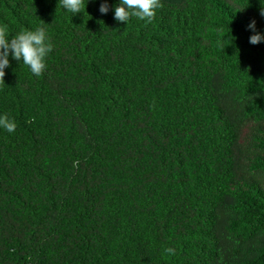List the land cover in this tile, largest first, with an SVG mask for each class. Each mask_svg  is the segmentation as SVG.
Masks as SVG:
<instances>
[{
	"label": "trees",
	"instance_id": "1",
	"mask_svg": "<svg viewBox=\"0 0 264 264\" xmlns=\"http://www.w3.org/2000/svg\"><path fill=\"white\" fill-rule=\"evenodd\" d=\"M160 2L0 0L53 46L0 84V264H264V0Z\"/></svg>",
	"mask_w": 264,
	"mask_h": 264
},
{
	"label": "clouds",
	"instance_id": "2",
	"mask_svg": "<svg viewBox=\"0 0 264 264\" xmlns=\"http://www.w3.org/2000/svg\"><path fill=\"white\" fill-rule=\"evenodd\" d=\"M59 4L74 14L81 12L85 7L84 0H59ZM162 7L160 0H120L119 6L115 7L114 18L119 22H127L130 17H137L151 22L155 17V10ZM99 11L106 14L109 11L108 4L106 2L101 3ZM260 14L264 16V9L261 10ZM42 23L44 22L42 21ZM248 27L255 30V20ZM261 40H264V36L256 33L250 37L249 42L256 45ZM52 49L53 46L48 42L43 27H39L34 31L21 30L9 39L8 26L6 24L0 25V84L4 83L5 68L10 66V53L13 59L22 61L35 76L39 77L46 68L45 58ZM0 128L9 133H14L17 124L7 114H3L0 115ZM74 167H78V162H74ZM164 251L169 255L175 254V249L172 247H167Z\"/></svg>",
	"mask_w": 264,
	"mask_h": 264
}]
</instances>
